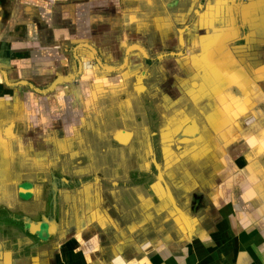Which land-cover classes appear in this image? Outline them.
Returning <instances> with one entry per match:
<instances>
[{"label": "crops", "instance_id": "0c3cea01", "mask_svg": "<svg viewBox=\"0 0 264 264\" xmlns=\"http://www.w3.org/2000/svg\"><path fill=\"white\" fill-rule=\"evenodd\" d=\"M3 1L0 264H264V0Z\"/></svg>", "mask_w": 264, "mask_h": 264}, {"label": "rangeland", "instance_id": "374dc122", "mask_svg": "<svg viewBox=\"0 0 264 264\" xmlns=\"http://www.w3.org/2000/svg\"><path fill=\"white\" fill-rule=\"evenodd\" d=\"M15 0H9V2L13 3ZM19 2H22L23 4H26L27 0H18ZM29 2L31 3H35L34 0H30ZM0 3H2L0 6L4 9V11H6V14H8V7H6L5 5H8L7 2L0 0ZM9 6V5H8ZM30 7V6H29ZM19 10H23L24 13H26L27 11L25 10V8L23 9L21 6L19 7ZM41 91V90H40Z\"/></svg>", "mask_w": 264, "mask_h": 264}]
</instances>
